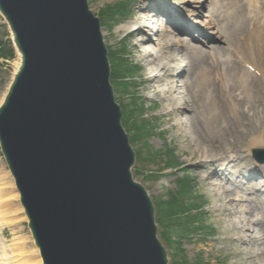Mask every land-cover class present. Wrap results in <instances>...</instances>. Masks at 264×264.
Listing matches in <instances>:
<instances>
[{"label": "water", "instance_id": "water-1", "mask_svg": "<svg viewBox=\"0 0 264 264\" xmlns=\"http://www.w3.org/2000/svg\"><path fill=\"white\" fill-rule=\"evenodd\" d=\"M21 66L0 146L43 264H169L88 0H0Z\"/></svg>", "mask_w": 264, "mask_h": 264}, {"label": "rangeland", "instance_id": "rangeland-1", "mask_svg": "<svg viewBox=\"0 0 264 264\" xmlns=\"http://www.w3.org/2000/svg\"><path fill=\"white\" fill-rule=\"evenodd\" d=\"M156 1L88 0L90 9L101 20L102 33L110 57L111 71L115 73L111 83L116 100L123 107V111L127 112L129 122L125 130L132 140L131 145L136 153V163L132 169L134 180L144 186L155 208L156 202L162 206L159 214L156 211V221L158 237L165 247L169 264H182V260L189 264H207V262L210 264H264V239L258 242L255 239L251 243L247 242L251 237H264V230L255 224L247 227L249 230L246 231L245 235L237 233L233 229V223H239L247 217L246 213L244 215L241 212L242 210H254L256 218L253 220H264V195L261 191L255 192V189L262 188L260 184L264 183V178L262 173H257V175L256 172L254 173V159L252 157L255 150H263L264 148V106L258 105L259 100H264V80L262 85L256 80L259 83V91L256 95L254 93L253 98H248V106L251 108L249 119L236 118L235 123L229 122L231 128L221 133L214 130L217 125L212 124L213 126H211L208 123L200 126V130L190 128L189 116L173 115L175 103L172 100L182 105L188 102L194 109L203 111L207 115L210 112L206 102L202 101V94L195 83L190 88V97L187 95L188 92L181 88L184 81L182 73L186 70L184 65L188 64L187 68L190 70L188 82L191 83L195 82L196 73L201 69L200 65L191 62L194 52L189 50L185 55L180 54L179 59L172 64V72L176 70L178 74L177 79L173 80L176 81L175 86L178 88L175 93H169L168 88L165 87L169 82L168 76L165 78L162 74V80L158 79L159 82L154 80L155 73L158 71L157 65L160 62L156 61L151 66L146 62L148 54L159 56L154 41L143 43V35L136 34V32L129 33L123 28L135 23L138 24V27L143 9L152 5L154 7ZM159 1L163 4L162 6L175 14L180 11L184 12L187 21H183L185 27L192 31L189 32L188 35L190 36H187L186 39L190 40L189 42L194 47L202 49V56L205 61H211V56L219 57L224 61L226 58H230L226 49L227 40L225 37L227 31L230 33L235 30V20L228 18L224 11H221L223 15L221 16L214 7L208 6L207 3L206 7L196 9L198 3L194 2L195 0ZM214 1L215 3L218 2V0ZM228 2L226 0L222 3L228 4ZM200 12L203 16L192 15ZM214 14L218 17L214 18ZM214 20H218L220 24L219 32L213 27L210 28L211 24L209 23ZM189 21L192 22V25L188 23ZM165 22L164 16L161 15L158 17L155 26L158 28L161 27L160 25H165L171 29L170 24L167 25ZM157 28H149L151 35L157 33ZM175 29L177 30L179 27ZM218 34H221V37ZM181 38H185V36ZM207 39L209 42H206ZM237 41L238 37L232 42L236 44ZM0 45V70L3 72V75L0 74V82L3 77L5 82L0 90L1 105L14 78V63L19 57L13 43L12 33L1 14ZM130 63L134 67H130ZM234 67L239 66L235 65ZM118 77L126 79V83L120 82L122 79ZM227 81L232 82L228 79ZM213 97L215 101L220 102L218 92ZM250 119H252V124L249 123ZM141 122L146 125L142 126L141 131L138 132L136 126H139ZM181 122L185 123L187 127L183 126ZM147 125L148 128H144ZM219 125L225 127L223 122ZM152 129L153 131H151ZM245 132L249 133L248 142L244 141L245 136L243 134ZM253 136L262 137V145L253 146L250 141ZM219 143L223 144L222 147ZM205 146H208L210 152L214 153L211 161L200 159V156L197 155L198 150L195 151V149ZM170 150H173L178 158H176L178 166L172 169L166 168L167 159H173L169 154ZM237 154L239 157L234 160L232 157ZM161 155L159 161L152 162L155 160L154 156L159 157ZM214 156L217 157L214 158ZM0 162L1 169L4 168L13 183V186H6L5 193L14 191V195L19 194L1 147ZM230 165L231 167H228ZM249 175L255 179H251ZM184 176L188 178L189 181H186L190 187V192L188 191L189 194L185 196L184 202L188 206L195 203L203 210L204 215H200L199 219H193L192 216L198 213L194 211L193 205V208L188 211V216H181V220H171L168 213L170 209L167 208V205L175 199L181 201L184 197L182 196L181 185L185 180ZM225 189L231 191V194L234 193L233 190L237 191L239 198L249 200L250 204L234 202L236 203L233 204L235 208L232 209H236L238 212L232 215L225 214L224 206L228 205L229 199L233 198V196L228 198L227 194H223ZM3 204L6 210L5 217L14 220L16 223L14 226L4 229L3 240L7 245H12L13 250L19 251L25 258L24 261L37 260L36 256L41 257L40 251L36 247L28 227V218L21 204L20 194L18 199L5 200ZM190 212L191 214H189ZM159 218H161L160 223L158 222ZM181 224L184 226L182 231L179 229ZM164 233L165 235H163ZM179 233L180 239L177 237ZM242 235L245 236L244 239H240ZM15 239L16 241L13 242ZM37 252L39 255H36ZM258 252L263 255L254 257V254ZM19 253L17 252V254Z\"/></svg>", "mask_w": 264, "mask_h": 264}, {"label": "bare ground", "instance_id": "bare-ground-1", "mask_svg": "<svg viewBox=\"0 0 264 264\" xmlns=\"http://www.w3.org/2000/svg\"><path fill=\"white\" fill-rule=\"evenodd\" d=\"M218 1L223 2V0ZM194 2L198 3V6L195 7L196 9L204 8L207 3L208 6L214 7L216 12L220 13L221 16H223L221 11H225L228 18L235 20V30H232L230 33L227 31V36L225 37L227 40L226 49L230 54V60L223 61L217 57H213L211 58L212 61H205L202 56V49L194 47L189 42L190 40L186 39V37H189L190 35L186 34L189 28L185 27L186 25L183 22H187L186 15H182L183 11L181 12L179 10L181 13L179 12L178 14H175L162 6L163 4L159 0L154 2V7H152V5L143 9V15L140 18V25L138 27V24L135 23L124 26L123 28L129 33L136 32V34L140 33V35H143V43L154 41V45L157 48L159 56L156 57L153 54H148L146 62L150 66L156 61L160 62V64L157 65L158 71H155L154 80H157V82H159L158 79L162 80V74L165 78L168 76L167 80L169 82L165 85V87L168 88L169 93H175L178 88V86H175L176 81H173L177 79L178 74L176 70L175 72H172V64L179 59L180 54L185 55L189 50L194 52L193 57H191V62L195 65H200L201 69L196 73L197 79L195 82L191 83L188 82L190 75V70L187 68L188 64L184 65L186 70L182 73L184 81L181 84V88L184 89L185 92L187 91V95L190 97V88L195 83L199 92L202 94V101L206 102L208 110L210 111L208 113L209 116L204 114L203 111L194 109L188 102L182 105L177 104L175 100H172L175 103L173 115L189 116L188 119L191 121L190 128L193 130L196 128L197 130H200V126L208 123L211 124V126L217 125V127L213 129L215 132L221 133L231 128L229 122L235 123L236 118L241 120L243 118L249 119L251 108L248 106V98H253L254 93L255 95L257 94L259 91L258 84L260 83L262 85V81L264 80V0H244V2H242V0H231V3L226 6L223 4L219 5L215 3L214 0H195ZM160 14L164 16V20L167 21V25L170 24L171 29L165 25H160L161 27L158 28L155 26L158 21V17H161ZM243 14L244 17H241ZM192 15L203 16L202 12ZM213 17L217 18L218 15L214 14ZM209 24H211L210 28L213 27L217 29V32H219L218 29L220 24L218 20H214ZM177 27H179V29L176 30L175 28ZM149 28H157V33L155 35H151ZM180 28L185 29L186 32L184 30L182 31ZM226 28L229 29L227 26ZM218 35L221 37V34ZM183 36H185V38H181ZM154 37H157V39H154ZM237 37L238 41L235 44L232 41ZM206 42H209V39H207ZM243 63H245L244 66ZM235 65L239 67H234ZM20 66L21 61L19 57L14 63L16 73ZM247 67L251 68L252 72L248 71L246 69ZM227 79L230 81L232 80V82H228ZM256 80L259 83L256 82ZM216 92H218V99L220 102L214 100L213 96ZM258 105L264 106V100H259ZM252 119L249 121L250 124H252ZM221 122L225 124V127L219 125ZM181 124L187 127L185 123L181 122ZM243 136H245L244 141L248 142L249 133L245 132ZM250 141L253 146H260L263 143V138L260 136H253ZM219 145L222 147L223 144L219 143ZM224 147H226V145H224ZM196 150H198L197 155L200 156V159H204L206 161L208 159L211 161V158L214 155V153L210 152L208 146L195 149V151ZM216 157L217 156H214V158ZM238 157L239 155L237 154L232 158L235 160L238 159ZM233 159L232 161H234ZM228 167H231V165ZM8 175L9 174L5 172L4 168L1 169L0 162V264H43V261L39 256H36L37 260L35 259L34 261L29 262L24 261L25 258L22 254H20L17 250H13L11 248L12 245H7L5 240L2 238L4 229L12 227L16 224L14 220H10L5 217L4 214H6V210L4 209L5 206L3 203L5 200L19 198V194L14 195V191L5 193L6 186H13V183ZM243 177L245 178V176ZM249 177L251 178L250 175ZM251 179H255V177H252ZM233 192L234 193L231 194V191L225 189L223 193L225 195L227 194L228 198L233 196V198L229 199L230 201L228 205H225L223 209L225 214L228 215L236 214L238 212L236 209H232L235 208L233 204L236 203L234 202H237L238 204H241L242 202L250 204L249 200L240 199L237 191L233 190ZM245 192L248 193V191ZM241 212L244 213V215L247 214V217L239 223H233V229L235 232L241 234L243 233L245 235L246 231L249 230L247 227H250L251 224H255L264 230V220H253V218H256L254 210H242ZM244 238L245 236L242 235L240 239ZM254 239L258 242L259 240H263L264 237H251L247 240V242L251 243ZM15 241L16 239L13 240V242ZM17 252L20 255L17 254ZM260 254L261 253L258 252L257 254H254V257H257ZM36 255H39V252H37Z\"/></svg>", "mask_w": 264, "mask_h": 264}, {"label": "trees", "instance_id": "trees-1", "mask_svg": "<svg viewBox=\"0 0 264 264\" xmlns=\"http://www.w3.org/2000/svg\"><path fill=\"white\" fill-rule=\"evenodd\" d=\"M1 45H2V43H1ZM129 66L131 67L132 64L130 63ZM118 72H120V71H118ZM0 74L3 75V72L1 70H0ZM113 74H115V73L112 72V80H113ZM118 78L122 79L120 82H122L123 84L126 83V81H127L126 79H123L121 77H118ZM4 83L5 82H4V77H3V80L0 82V90L2 89ZM128 122H129V120H128L127 112L123 111V124H124V127H127V123ZM145 125L146 124H144L143 122H141L139 126H136L137 127L136 130L138 132L141 131V127L142 126H145ZM144 128H148V125L146 127H144ZM153 129H154V126H153ZM153 129L151 131H153ZM149 136H150V134H149ZM169 154L172 156L171 158H173V159H171V160H168L167 159V161H166V168H174V167L178 166V162L176 161V158H177L176 155L174 153H172V150H170V153ZM174 155H175V157H174ZM161 157H162V155L159 156V157L158 156H154V159L155 160L152 161V162H155L156 163L157 161H159L161 159ZM184 179H185L183 181L184 183L183 182L181 183V185H182V196H184V197L181 196L182 197L181 201H176V199H175L173 202H171V203H169L167 205V208L170 209V211L168 210V213H169V215L171 217V220L172 219L181 220V216H188V211L193 208V205L195 207L194 211H197L198 212L201 209L195 203H193V205L190 204L188 206V204L184 202L185 196H188V194L190 192V187H189V185H187V181H189V180L185 176H184ZM161 210H162V206H159V202H156V211H157V214H159L161 212ZM189 214H191V212ZM200 215H202V214L201 213H197L196 215L192 216V218L193 219H199V216ZM188 218H190V217H188ZM158 222L159 223L161 222V218L158 219ZM188 226H189V224H188ZM179 229L182 231L184 229V226L181 224L179 226ZM189 230H190V228H189ZM182 233H187V232H182ZM163 235H165V233ZM164 237L167 238V236H164ZM177 237L180 239V233L178 234ZM166 240H168V239H166ZM181 263L182 264H189L188 262H185V260H182ZM207 264H210V263H207Z\"/></svg>", "mask_w": 264, "mask_h": 264}]
</instances>
